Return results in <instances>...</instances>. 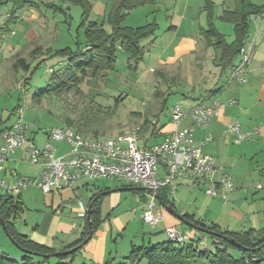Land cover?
<instances>
[{
  "label": "rangeland",
  "instance_id": "obj_1",
  "mask_svg": "<svg viewBox=\"0 0 264 264\" xmlns=\"http://www.w3.org/2000/svg\"><path fill=\"white\" fill-rule=\"evenodd\" d=\"M89 2L91 9L88 14V21L97 22L110 31L108 16L110 7L115 0H89ZM217 3L220 7L229 4L230 0H226V2L220 0ZM159 5L164 6L166 3H160ZM170 6L171 4L167 5L168 8ZM190 6H193V2ZM150 7L154 6H142L134 9L127 16L124 25L136 28L152 22L154 17L150 15ZM171 10L170 13H173ZM201 10L203 12L204 9ZM26 12L28 16L24 15ZM216 12L219 13V8ZM174 13V20H179L180 14L178 12ZM11 15L19 16V18L24 16L21 21L32 23L30 35L34 37L35 45H42L47 49L52 47L54 51L62 48H71L76 51L78 44L84 41L83 7L72 4L70 1L6 0L0 3V26H4ZM201 18L202 20L205 19L204 16H201ZM166 19L165 13H163L155 37L143 41L145 56L142 60L137 62L124 49L119 47L116 54L115 70L109 75V79L108 77L100 80L86 79L78 90L70 93L45 95L41 103L33 102L32 96L47 87L51 72L60 68L61 58H50L46 54L40 55L38 59L32 60L31 69L27 73L23 69H20L19 72L15 71L12 58L9 55L2 54V60L0 61V120L3 121L2 126L14 123L18 118L16 114L18 106H22L24 107L25 122L31 126L33 142L40 149H43L48 142V133L51 130L71 128L77 131L78 123L84 124L86 122L88 123L86 129L89 131V137H95L93 131H98L99 137H114L138 130L141 137L140 145L143 147L144 141L148 140L150 135L143 138L141 134V131H143L142 124L146 120L156 122L155 117L161 108V98L163 95L169 94L166 97L167 109L158 119L161 124L165 125V127H161V133H166V136L172 127L170 109L176 104H181L189 111L193 106L203 101L202 96H205L207 91L213 87L212 79L216 71L211 61L212 56L210 57L207 51H203L200 61H193V56L190 58L185 54L187 51L183 49L186 47L182 43V38L189 34L184 33V31L180 35L170 34L169 25L166 26ZM199 22H201L200 19ZM215 24L228 39L231 38L233 27L230 23L215 19ZM17 26L16 24L12 25V29L18 30ZM184 29L187 32L191 30L193 33V27ZM189 36H193V34ZM24 37L18 32L15 39L17 41ZM6 41L7 43L10 42V37H7ZM22 41L24 42L25 39ZM209 53L214 55L212 50H209ZM25 54L24 52L23 55L26 56ZM168 57H174L178 62L162 66V60L165 61ZM179 57H181V61H179ZM38 65L39 68L36 69ZM30 72L33 74L31 75ZM26 74L28 77L31 75L32 78L25 86L23 79ZM68 119L76 124L69 125ZM186 122L183 126L186 125ZM163 138H151L149 144L158 143ZM53 146L57 148V157L68 153L69 144L65 141H53ZM16 171L19 176H16L15 181L12 182L5 179L8 183L15 184L19 178L40 177L42 167L33 164L28 157L18 162ZM85 183L89 184L86 186L89 190L81 184L79 186L81 187L80 195L78 194V196L86 205L91 190L95 186L108 187L111 190L132 186L128 181L116 178H101ZM190 186V191L186 190L184 195H178L177 192L171 195L170 200L175 203L176 207L193 205V210H195L198 203L206 202L201 196L203 193L205 194V188L194 183ZM21 192L25 194L24 199L28 210L19 213L16 220L34 219L37 215V208L39 206L44 207L46 201L51 203L53 200L55 206L62 205L59 196L45 194L35 185L23 189ZM4 194H6V191L0 187V196ZM148 194L145 190H124L113 192L107 196L105 213L107 209L110 213L113 212L114 216H119L123 228H125L122 231L117 224L114 225L115 242L118 245L111 250L120 252L114 264L125 262L124 257L131 251V242H135L134 244L137 246H142L141 239L143 236L148 238L150 235L152 237L164 233L153 231L152 227L142 219L144 203L148 199ZM114 207L115 209H113ZM159 207L164 215L167 214L166 209L161 204H159ZM178 228L191 232L186 227ZM0 229L4 235L9 237L1 222ZM193 233L195 237H203L200 245L201 249L210 247L211 241L206 234H200L197 231ZM9 240L15 246L10 238ZM148 242L149 239H147L146 244H149ZM112 244L113 246L116 245L115 243ZM0 252L4 253L3 249L0 248ZM231 254L235 258L241 256L237 251H231ZM141 264H146V261Z\"/></svg>",
  "mask_w": 264,
  "mask_h": 264
},
{
  "label": "crops",
  "instance_id": "obj_2",
  "mask_svg": "<svg viewBox=\"0 0 264 264\" xmlns=\"http://www.w3.org/2000/svg\"><path fill=\"white\" fill-rule=\"evenodd\" d=\"M4 1L6 0H0V3H3ZM212 1L215 3V16L218 20H220L219 17L225 10L233 9L234 7L232 0H230L229 4L221 5V8L218 7L219 5L217 3L220 0ZM192 2L193 6H190ZM205 2L206 0H158L154 4H148L145 6H154L150 7V15L154 17L150 23L156 22L158 29L161 16L165 13L167 18L166 26L169 25L170 34L180 35L183 33L182 31L189 35L193 34V36L188 35L182 38V43H184L186 47L183 49L184 51H187L185 54L188 55V57L192 58L193 56V61H200V58L204 53L203 51L205 50L210 57L212 56L211 61L213 63L215 53L214 55L213 53H209V50L212 49H207L205 47L203 37L201 36V30L207 27L206 12L204 10L202 12L201 10L202 8L204 9ZM223 2H226V0H223ZM252 2L258 6L264 5V0H252ZM160 3H166V5L160 6ZM168 4H171L169 8L167 7ZM217 8H219V13L216 12ZM170 10L173 13H170ZM132 11H130L129 14H131ZM174 12L180 14L179 20H174ZM24 15L28 16V13L26 12ZM201 16H204L205 19L202 20ZM23 17L19 18V16L11 15L5 22L4 26H0V61L2 60V54L9 55L14 61L13 68L18 58L26 59L31 65L33 59L36 60L40 55H44L33 52L40 47L43 50L47 49V47L44 48L42 45H35V41H33L34 37L30 35L32 32V23L21 21ZM199 19L202 23L199 22ZM169 20L171 22H168ZM14 24L18 25L17 28L19 31L12 29V25ZM192 27L193 33L191 30L190 32H187L184 29ZM216 27L218 28L217 25ZM219 31L222 32L221 29H219ZM18 32L22 34V37L25 36L23 39H25L26 42H23V39L21 38L16 41L15 37L18 35ZM197 33L200 37L197 36ZM7 37H10L11 40L8 43L6 41ZM225 37L228 43H232L235 40L234 27L233 34L230 35L231 38L228 39L226 35ZM248 41L254 44L253 57L249 67L248 82L244 85L232 83L231 85L226 86L230 70L221 78L219 68L213 64L216 69L214 72V78L212 79L213 87L208 90L207 94L202 96L201 99L206 101H217L220 104V113L212 119L207 127L198 128L195 133L197 139H203L206 136L212 137V140L204 145L203 151L206 154L215 157L218 164L232 177L236 188L232 191L225 190L228 194L229 201L225 202L221 198H214L203 193L204 197L203 194L200 195L206 200V202L198 203V206L193 210V205H181L176 207L175 203L171 202V195L169 194L161 193L158 198L159 204L165 209L166 206L171 205H163L160 202V197L169 199L174 206L171 207L181 216H194L195 219H199L206 224L214 223L224 230L233 232H243L251 229L259 230L264 228V14L251 18V30ZM4 50L6 51L4 52ZM24 52L26 53V56L23 55ZM179 59V61H181V57H179ZM237 61L238 58L236 62ZM177 62V59L175 60L174 57H168L167 60H162L161 64L164 66ZM14 70L19 72L20 69L14 68ZM27 77L26 74L23 79L24 82ZM221 86H223V89L214 94V91ZM231 101H236V103L232 105ZM2 122L3 121L0 120V145L3 144L2 131L13 125L12 123L8 126H2ZM236 122L239 123L241 128L245 131H254L257 128H261V130L255 134L252 139L246 140L241 144H236L234 142V133L227 131L228 125ZM31 139L34 141L32 135ZM69 151L70 146L68 152ZM28 157H30V154L27 145L13 153L8 163V169L4 173V179L9 182L15 181L16 176H19L16 171L18 162ZM40 177L29 179L38 180ZM99 179L101 178L83 180L71 189L50 193L53 196H59L62 200V205L55 206L53 200L51 203L46 201L44 207L39 206V208H37V215L34 219L17 220V228L19 232L29 236L31 240L40 245H46L57 250H64L66 247L81 239L85 223L88 219L87 212L90 209L91 198L95 194L104 192L106 193V196L102 203V224L84 248L78 253L75 264H107L109 261H112L111 264H114L120 254L117 250L115 252L111 250L118 245L117 242H115L114 225L117 224L122 231L125 228H123L119 216H114L113 212L110 213L107 209V214L105 213V202L107 196L111 195V193L130 189L122 187L111 190L108 187L102 188L101 186H95L94 189L91 190V195L88 204L86 205L81 200V197L78 196V194L80 195L81 188L79 186L82 184L83 187H86L89 185L88 183H85L86 181ZM191 182V180L187 179L179 181L178 189L176 191L177 194L184 195L186 194V190L189 192L191 188L190 184H193V182ZM258 185H261L262 188L257 189ZM87 190L89 189L87 188ZM11 194L14 195L16 193ZM19 195L24 203L22 212L24 213L28 210L24 199L25 194L24 192H20L16 196ZM83 209L86 211V216H82ZM113 209H115V207ZM186 226L187 225L176 216L167 211V214L164 215V221L159 226L152 227L153 231L164 232L163 235L152 237L150 235L148 238L147 236H143L141 239L142 246L149 247L167 241L164 231L166 227H175L180 231L189 233L191 237H195L193 232L196 230L193 229L190 232L178 228ZM147 239H149V244H146ZM112 243H115L116 245L113 246ZM134 243L135 242H131V250L134 246H137ZM0 248L12 258L21 259L23 257V252L11 243L9 237L4 235L1 229ZM128 255L124 257L125 261Z\"/></svg>",
  "mask_w": 264,
  "mask_h": 264
},
{
  "label": "trees",
  "instance_id": "obj_3",
  "mask_svg": "<svg viewBox=\"0 0 264 264\" xmlns=\"http://www.w3.org/2000/svg\"><path fill=\"white\" fill-rule=\"evenodd\" d=\"M72 4L83 7L84 41L80 42L77 50L62 48L54 51L52 48L43 50L41 47L33 53L46 54L48 57H58L60 68L51 72L47 87L32 96V101L41 103L45 95L70 93L78 90L84 80H100L108 77L115 70L116 54L118 48L124 49L131 58L137 62L145 56L143 41L154 38L158 25L156 22L142 27L133 28L125 26L124 22L129 12L139 7L154 4L158 0H115L110 7L108 24L110 31L97 22H89L88 14L91 9L89 0H67ZM233 9L225 10L219 19L233 25L235 40L228 43L225 35L215 25V3L206 0L204 11L207 15V27L201 30L205 47L212 49L215 53L213 64L219 68L221 78L224 77L235 64L240 49L245 46L249 39L251 30V18L264 14V5H255L252 0H232ZM14 17V16H12ZM88 21V22H87ZM44 61V60H43ZM15 69H23L27 73L31 69L30 63L24 58H18ZM39 68V65L36 69ZM31 73V72H30ZM33 73H31L32 75ZM26 78L24 85L28 84L32 76ZM223 86L214 91V94L221 91ZM163 95L161 108L157 114L156 122L146 120L142 124L143 138L150 135L149 139L163 138L166 133H161L164 124L158 120L160 115L167 109V96ZM69 125L76 124L70 119ZM87 122L78 123L77 132L88 136ZM142 130V129H141ZM170 130V129H169ZM95 138L99 137L98 131H93ZM168 134V133H167ZM149 139L144 141L148 147ZM123 188L137 191L134 186ZM106 193L100 192L91 198L90 221H86L79 241L66 247L64 250L40 245L17 228V215L23 212L24 203L19 196L4 194L0 196V216L4 218L7 225V235L22 252L23 257L16 259L6 253L0 252V264H75L78 253L88 242V238L96 233L102 224V203ZM160 202L165 205L171 204L170 200L160 197ZM174 207V206H173ZM185 220L208 230L206 234L211 241L210 247L201 249V237H192V240L183 243L167 240L153 246H134L126 261L120 264H140L146 261L147 264H264V228L259 230H248L233 232L224 230L218 225L206 224L194 216L184 215ZM186 228L193 230L186 226ZM90 238V239H91ZM78 248L77 251H73ZM212 248V249H211ZM214 248V250H213ZM231 251L240 253V258H235ZM109 261L107 264H111Z\"/></svg>",
  "mask_w": 264,
  "mask_h": 264
},
{
  "label": "built area",
  "instance_id": "obj_4",
  "mask_svg": "<svg viewBox=\"0 0 264 264\" xmlns=\"http://www.w3.org/2000/svg\"><path fill=\"white\" fill-rule=\"evenodd\" d=\"M253 51L254 44L247 41L240 49L238 61L230 69L226 86L232 83L244 85L248 82ZM235 103L236 101H231L232 105ZM170 113L172 127L168 134L160 142L148 147H141L138 130L114 137L95 138L66 128L51 130L48 142L40 149L31 139V126L25 122L24 107L19 106L16 121L2 131L0 187L11 194L20 193L35 185L45 194H50L71 189L83 180H125L134 187L149 190L142 219L151 227H157L164 221L157 196L161 193L174 194L179 181L184 179L204 187L208 196L229 201L226 191L236 188L232 177L218 164L215 157L203 151L204 145L212 137L197 139L195 136L198 128L207 127L219 115L220 104L215 100H203L189 111L183 105L176 104L170 109ZM260 130L261 128L245 131L237 122L229 124L227 128V131L234 133L236 144L252 139ZM53 141L67 142L70 151L57 157ZM26 145L29 160L43 168L41 177L38 180L19 178L15 184L8 183L4 179V173L8 169L11 155ZM261 188V185L257 186V189ZM82 216H86L84 209ZM164 231L171 241L183 243L192 240L189 233L175 227H166Z\"/></svg>",
  "mask_w": 264,
  "mask_h": 264
},
{
  "label": "water",
  "instance_id": "obj_5",
  "mask_svg": "<svg viewBox=\"0 0 264 264\" xmlns=\"http://www.w3.org/2000/svg\"><path fill=\"white\" fill-rule=\"evenodd\" d=\"M136 190H142V191L145 190V191H149V190H147V189H143V188H136ZM150 192H151V191H150ZM157 198H159V195L157 196ZM166 209H167L168 212H170L172 215L176 216L179 220H181V221H182L185 225H187L188 227H190V228H192V229H194V230L202 231V232H204V233H209L208 230L203 229V228H201V227H199V226H197V225H195V224H193V223H191V222L185 220V218H184L183 216L179 215L178 213H176L175 210H174L171 206H166ZM90 218H91L90 215H88V221H90ZM0 222H1V224L3 225L4 230L7 231V225H6V222H5L4 218L1 217V216H0ZM6 233H7V232H6ZM90 238H91V237L88 238V241L90 240ZM77 250H78V248H75L73 251H77Z\"/></svg>",
  "mask_w": 264,
  "mask_h": 264
}]
</instances>
